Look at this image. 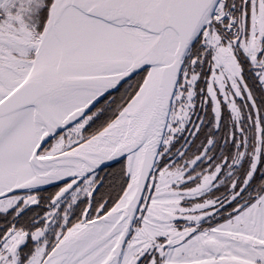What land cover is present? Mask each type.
<instances>
[{
    "label": "snow or ice",
    "instance_id": "1",
    "mask_svg": "<svg viewBox=\"0 0 264 264\" xmlns=\"http://www.w3.org/2000/svg\"><path fill=\"white\" fill-rule=\"evenodd\" d=\"M0 264H264V0H0Z\"/></svg>",
    "mask_w": 264,
    "mask_h": 264
}]
</instances>
